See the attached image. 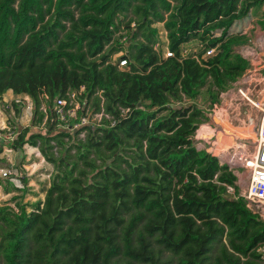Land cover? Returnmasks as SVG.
I'll list each match as a JSON object with an SVG mask.
<instances>
[{"label":"trees","instance_id":"16d2710c","mask_svg":"<svg viewBox=\"0 0 264 264\" xmlns=\"http://www.w3.org/2000/svg\"><path fill=\"white\" fill-rule=\"evenodd\" d=\"M259 2L0 0V97L11 90L34 105L30 124L5 143L36 146L54 165L44 207L0 205L4 264H261L264 220L247 208L233 170L195 138L208 108L250 66L236 50L249 37L228 29ZM129 9L136 18L124 22ZM132 20L127 65L118 68L109 61L120 48L114 34ZM160 21L172 57L154 49ZM190 39L217 51L180 59ZM81 87L92 113L110 116L104 126L60 125L54 99Z\"/></svg>","mask_w":264,"mask_h":264},{"label":"built area","instance_id":"2783aa9c","mask_svg":"<svg viewBox=\"0 0 264 264\" xmlns=\"http://www.w3.org/2000/svg\"><path fill=\"white\" fill-rule=\"evenodd\" d=\"M261 10L264 13V0H261ZM135 26L136 23L132 20L129 23V27H125L123 24L114 34V37L117 38V41L120 44V48L118 51L113 52L110 55L109 61L116 64L118 68L127 65V43L130 41V33L135 29ZM152 27L157 29V39L154 43V49H156L158 52L161 51L160 54L164 58L174 56L175 52L168 48L167 30L164 28V21L154 22ZM247 28V23L240 22L239 20L234 22L229 27L228 34H241ZM210 33L211 37H219L222 33V29L217 28L212 30ZM216 51L217 47L206 48L205 42H202L198 39H190L179 45L178 56L180 59L189 57L201 62L205 60L207 56L215 54ZM113 54H116V56L113 57ZM241 55L249 61L250 66L241 75V77L234 82L235 93L234 95L229 96L228 108L231 109L232 113L237 115V112H239L237 111L239 104L237 101L241 100L246 106L244 107L242 105L245 109H247L249 106V109L252 107L254 109L260 110V116H258L254 135L252 137H240L238 142L231 146L226 152L220 151L216 156L219 158L221 163H226L238 178H241L242 175H246V185L242 191H239V195L244 198L247 208L264 220V103L262 104L260 99H254V97L260 96L264 90V75L258 71L260 69V65H258L260 61H256L258 60V56L254 49L247 46L244 48V51ZM82 90L83 87H81L78 91L69 90L65 92L64 96L54 99V109L57 119L61 122L60 125L66 129L77 130L88 123L89 113L84 112L86 110L84 107L85 101L79 103L78 100ZM226 93L227 92L224 91L221 92L220 95L224 96ZM12 102L14 104L16 103L20 108L23 109V111L26 112L28 116L32 117L34 105L33 100L29 95H15L12 99ZM218 104L219 103H214L211 107L213 111L212 120L215 121L216 124H220L225 116V107L221 109L222 105L220 107ZM8 105L9 104L7 103V106ZM122 111L126 112L127 110L123 109ZM249 113L250 112H248L245 117L246 121L251 123L253 117L252 115H249ZM93 114L98 116L101 115V120L103 118H110V116L103 110L99 112H93ZM69 117H73L76 122L73 125L67 126L64 123ZM197 132H199L198 129ZM1 134L4 135V138ZM16 134L17 132L15 131L14 127L11 129L5 124L0 126V139H9L11 141L14 139ZM211 136H214V134ZM211 136L208 138L196 136L198 143L197 147L205 148L204 144H202V141L209 142L208 139L211 138ZM208 151L211 152L210 150ZM12 170L13 169L11 165L7 166V168H0L1 174L7 177L11 176ZM228 190L232 192L233 188L228 187ZM261 264H264V251H261Z\"/></svg>","mask_w":264,"mask_h":264},{"label":"rangeland","instance_id":"374dc122","mask_svg":"<svg viewBox=\"0 0 264 264\" xmlns=\"http://www.w3.org/2000/svg\"><path fill=\"white\" fill-rule=\"evenodd\" d=\"M252 8L254 11L258 9L257 12H259V8L261 9V3L259 2L255 4L254 6H252ZM122 17L124 19L123 20L124 22H126L130 17L134 19L136 18V16L133 15L130 9L126 11L125 15L122 14L120 16V18ZM262 17L263 15H261L260 18L257 20V25H258L257 27L254 26L249 30H247L248 29L247 28L246 32L244 31L245 29L243 30L244 32L241 34L247 35L249 39L245 44L238 46L236 50L242 54L244 48L247 46L254 49L258 56V60L256 61L257 62L260 61L258 65H260L261 68L258 71L262 75H264V66L262 67V65H264V55L260 54V50H262L260 49L262 42L264 45V19ZM62 36L63 33H60L59 37ZM115 56L116 54H113V57ZM225 92L227 93L224 96L220 95V101L218 102L219 103L218 105H220V107L222 105L221 109L225 107L224 108L225 116L223 120L220 122V124H216V122L212 120L213 111L212 108L210 107L208 108L210 119L199 125L200 127L197 128L199 132H197V130L195 131V138L196 136L208 138L214 134V136H211V138L208 139L209 142L202 141V144H204L205 148L210 150L211 153L215 155H218L220 151L226 152L231 146H233L236 142H238L240 138L239 136L240 133L243 134L245 137L247 136L252 137L254 135V130L256 127L258 116H260V110L254 109L252 107H250L249 109V106L247 109H245L244 107L246 106L241 100L237 101L239 103L237 108V111H239L237 112L238 114L236 115L232 113L231 109L228 108V102H229V96H232L235 93L234 83ZM15 95L16 94H14L11 90H7L2 95V97H0V112L3 118L6 119L5 125L9 126L11 129H13L14 127L15 131L18 132L17 130H19V128L26 127L30 124L31 116L28 115L25 116L23 110L21 111L19 110V115L16 114L17 112L15 110L14 103L12 102V99L14 98ZM254 99L255 100L260 99L261 103L263 104L264 90L262 91L260 96L254 97ZM78 100L79 103H82V99L78 98ZM196 102L201 107L204 106L207 108L208 106V103L203 105L202 96H198ZM6 103H8L9 105L6 106ZM42 106L44 107V105ZM100 106H102V101H100ZM84 107L86 108L84 112L89 113V120L87 124L93 126L105 125L104 122H101V115L98 116L92 113L93 107L91 105V102H87ZM6 110H8V113L6 112ZM248 112H250L249 115H252L253 117L251 123L246 121L245 116L246 114H248ZM21 113H23V116L21 115ZM25 117H27V119ZM75 122L76 120L73 117H69L64 124L70 126L73 125ZM37 129L39 128L38 126L35 125L32 126L31 128L32 131H36ZM44 130L45 129H42V131ZM101 134L102 131H98V135ZM4 135H2L3 138ZM86 135H87V131L83 130L78 134L77 138H85ZM6 141H10V140L0 139V145L3 146L2 151H0V168H7V165L9 166L10 164H12L11 166L13 170L11 176L9 177L3 176L0 172V205L7 204L16 208V203L21 202L22 204L25 205L27 211L35 210L37 205H40V208L44 207L46 193L51 183L54 165L45 160L38 147L36 146L33 147L30 144L25 143L22 146V149L20 150L13 149L10 148L8 144L5 143ZM68 153H69V157L67 158V161L69 162L68 166L72 167V161L75 160L76 158L75 155L76 149L74 147H71ZM55 154L58 155L57 150ZM91 156H94V154H91ZM110 160H111L110 158H107L106 163H109ZM101 161H102L101 158L96 160L97 163H100ZM81 167H83V163L82 161H79L77 166L73 168L74 175L79 173V168ZM87 169L89 168L87 167ZM22 178H25L26 180L21 181ZM10 183H12L13 186L16 187V189H13L9 193H7L5 192L6 191L5 187L7 186L10 188L11 187ZM237 184L239 185L240 191H242L246 185V175H242L241 178L237 177ZM124 214L126 217H128V214L126 213ZM154 245L156 249L159 248L160 246L155 242ZM258 251L260 252L264 251V243L258 246ZM164 255H168V251H166ZM0 264H4V258L1 253H0Z\"/></svg>","mask_w":264,"mask_h":264},{"label":"crops","instance_id":"0c3cea01","mask_svg":"<svg viewBox=\"0 0 264 264\" xmlns=\"http://www.w3.org/2000/svg\"><path fill=\"white\" fill-rule=\"evenodd\" d=\"M258 11V9H256L255 11L253 10V8L251 7L250 8V10H249V12H248V14L242 19V20H240V22H244V23H247V25H248V29L247 30H249L250 28H252V27H257L258 25H257V20L260 18V16L261 15H263V19H264V13L261 11V9L259 8V12H257ZM261 18V19H262ZM260 19V20H261ZM259 20V21H260ZM245 32H246V30H245ZM260 49H262V50H260V54H263L264 55V45H263V42H262V45H261V47H260ZM264 65H262V67H263ZM261 68V67H260ZM2 97V96H1ZM6 106H7V103H6ZM21 110H23L22 108H20V111ZM8 113V112H7ZM6 113V114H7ZM24 113H25V116H27V114H26V112L24 111ZM18 115H19V113H18ZM21 115L23 116V113H21ZM9 118H11V117H9ZM26 119H27V117H25ZM5 121H6V119H4L3 118V116L1 115V112H0V126H2V125H4L5 124ZM213 134V133H212ZM216 139H217V136H216ZM205 142H207V141H205ZM213 143V142H212ZM205 146V145H204ZM34 147V146H33ZM10 165H12V164H10ZM13 189H11V191H12ZM10 192V191H9ZM9 192H7V193H9Z\"/></svg>","mask_w":264,"mask_h":264},{"label":"bare ground","instance_id":"6f19581e","mask_svg":"<svg viewBox=\"0 0 264 264\" xmlns=\"http://www.w3.org/2000/svg\"><path fill=\"white\" fill-rule=\"evenodd\" d=\"M239 136L242 137V136H244V135L240 133ZM246 136H247V135H246Z\"/></svg>","mask_w":264,"mask_h":264}]
</instances>
